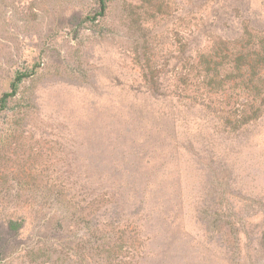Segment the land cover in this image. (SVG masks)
<instances>
[{
  "label": "rangeland",
  "instance_id": "374dc122",
  "mask_svg": "<svg viewBox=\"0 0 264 264\" xmlns=\"http://www.w3.org/2000/svg\"><path fill=\"white\" fill-rule=\"evenodd\" d=\"M96 14L0 0V264H264V0Z\"/></svg>",
  "mask_w": 264,
  "mask_h": 264
},
{
  "label": "trees",
  "instance_id": "16d2710c",
  "mask_svg": "<svg viewBox=\"0 0 264 264\" xmlns=\"http://www.w3.org/2000/svg\"><path fill=\"white\" fill-rule=\"evenodd\" d=\"M96 4H97V16L99 17H103L105 15V11L107 9V5L109 2L114 1V0H95ZM95 18V16L93 17ZM25 77V75L23 74H19L17 73L16 76L14 77L13 82L11 83V90L10 92H6L2 95V97L0 98V104L2 107L5 106L7 99L12 97L17 90V85L18 83ZM22 227V224L20 221L15 222V221H9L7 223V225L3 228V233L5 235L10 234L12 235L13 233H15V231H19L20 228ZM1 242H0V251H1Z\"/></svg>",
  "mask_w": 264,
  "mask_h": 264
}]
</instances>
